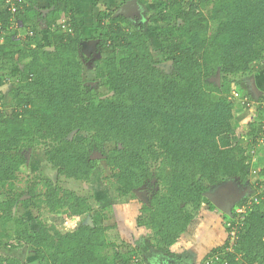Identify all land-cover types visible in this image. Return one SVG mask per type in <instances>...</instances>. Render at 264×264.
I'll return each mask as SVG.
<instances>
[{"label": "trees", "instance_id": "1", "mask_svg": "<svg viewBox=\"0 0 264 264\" xmlns=\"http://www.w3.org/2000/svg\"><path fill=\"white\" fill-rule=\"evenodd\" d=\"M150 1L167 5L158 19L151 17L163 24L157 37L163 58L156 59L146 33L130 31L128 15L115 16L119 8L105 14L106 35L96 40L97 47L111 50L102 60L111 94L97 99L82 79L78 56L89 39L76 25L75 1L50 0L41 9L38 0H0V70L9 76L11 66L25 62L21 88L27 92L21 109L10 116L0 113V187L8 188L0 205L7 213L2 222L10 221L21 196L11 193L28 161L25 150L44 144L58 179L89 182L105 161L119 196L138 198L136 191L146 190L150 203L140 202L149 217L141 215L137 222L155 232L156 249L166 256L174 255L172 246L189 231L194 219L189 207L206 205L218 212L206 196L212 189L235 179L250 183L257 194L248 215L242 223L234 212L229 221L224 215L219 225L225 224L228 238L206 257L218 256L215 264H264V162L253 160L258 145L264 152V109L258 108L254 121L239 125L238 105L249 111L253 99L241 95L246 100L241 104L234 98L231 80L264 62V0ZM208 7L207 14L200 9ZM62 15L72 17L73 35L51 29ZM36 21L53 31L50 47L38 41L26 55L11 26L33 33ZM218 74L220 84L214 81ZM81 133L87 137L78 140ZM45 185L44 198L35 204L39 228L17 218L2 237L28 245L38 264L139 263L143 242L123 253L125 242L108 236L111 227L89 222L88 199L50 180ZM248 202L244 198L240 206ZM0 264L22 263L0 256Z\"/></svg>", "mask_w": 264, "mask_h": 264}, {"label": "rangeland", "instance_id": "2", "mask_svg": "<svg viewBox=\"0 0 264 264\" xmlns=\"http://www.w3.org/2000/svg\"><path fill=\"white\" fill-rule=\"evenodd\" d=\"M22 1L28 3V0ZM74 1L77 22L75 24L78 25L83 39H89L88 41H96L98 35L105 36L106 28L109 25L108 20L104 18L105 14L112 13L125 4V0ZM48 5L49 0H38V8L47 9ZM138 5L136 11L132 10L128 14L131 26L130 31L146 33L150 38V47L156 59L161 60L163 56L160 52V42L157 37L159 34L158 27L163 24H155L151 17L153 16L158 19L160 14L166 11L167 5L164 1L153 2L150 0H145L143 3H138ZM200 9L207 14L211 7ZM100 20H102L103 24H99ZM69 21H72V17L65 15L59 16L55 19L51 29L53 31H59V27H61L60 32L70 36V33L62 28V25L74 24L73 21L71 23ZM21 27L19 24L12 25L10 33H16V40L20 41L26 55L30 49L36 48L38 41L42 42L46 49H49L53 31L48 29L44 23L36 21L32 25L35 29L33 33L32 30L27 31V29ZM214 27L215 25L211 21L209 28L213 31ZM71 35L73 34L71 33ZM34 36H36L37 41L33 39ZM1 42L3 43V40ZM81 49L83 51V48ZM110 53L111 50L108 47H97L93 52L85 51L84 55L79 53L78 56V59L83 64V83L90 84L93 87L97 99L109 97L111 94L105 86L104 79L106 73L102 63V60ZM27 59L29 60L27 57L25 61ZM24 63L21 64L24 65ZM22 65L11 66L9 76H4L5 71L0 70V101L2 103L0 113H5L8 116L13 111L21 109V98L27 93L22 91L21 88L25 82V77L21 73ZM252 68V72L248 74L231 78L233 92L236 91L240 95H249L254 102V110L252 112H245L239 109L238 105L235 117L239 125H245L254 121L255 116L258 114V108L262 107L261 105L264 103V62L258 67L252 65ZM253 81L254 84H252ZM254 86L258 90V93H254ZM213 97L217 100L219 95L214 94ZM84 137H87V135L82 133L77 135L78 140H82ZM262 140L264 141V137ZM261 145L257 146L255 149L256 152L253 155L254 164L256 165L264 162V152L260 150ZM112 148L113 145L107 146L108 150ZM45 151L46 147L44 144L25 150L28 161L20 169L18 179L15 181V186L11 193L13 196L16 194H20L21 196H19V199L16 196L18 199L17 204L11 211L10 221L5 225L2 221L7 213L5 214V211L0 208V256L2 257L15 258L22 264H38L39 261L34 251L28 245L19 243L12 236L7 238L1 235H6L10 232L9 230L14 226V219L17 218L28 222L31 229L39 228L38 217L40 212L35 208V204L44 198V194L47 191L45 182L49 180L63 190L73 191L79 197L88 199L93 208L92 217L89 222L95 225L111 227L108 231V236L114 242H125L124 247L121 248L123 253L134 250L140 242H143L141 250L139 251L138 264H154L157 261H161L162 264L168 262L170 264H206L208 259L206 255L212 252L214 246L216 248L224 245L228 238L225 224L219 225V222L223 220L224 213L219 210V213L210 210L206 205H202L198 210H193L189 207V211L194 215L189 231L172 246L174 255L165 256L156 249L154 240L157 237L155 232L146 226H141L137 222L141 215L147 220L149 214L142 212L143 205L138 198L132 195L125 197L118 195V185L111 178V172L105 161H102L101 166L94 171L89 182L75 181L65 177L58 179L56 176L57 170L47 161ZM229 184L235 195L237 194V197L239 196L237 201H242L244 198H253L257 194L256 189L250 183H242L240 180L235 179L224 185ZM30 190L34 192L32 196L30 195ZM215 191H217V188L212 189L211 192ZM7 193V187L6 189L0 187V205L6 201ZM240 202H237L235 207ZM240 211H243V213L240 212V215H243L244 218L249 213V210L244 211L240 209ZM225 219L229 221L227 215ZM233 240L235 241L236 239Z\"/></svg>", "mask_w": 264, "mask_h": 264}, {"label": "water", "instance_id": "3", "mask_svg": "<svg viewBox=\"0 0 264 264\" xmlns=\"http://www.w3.org/2000/svg\"><path fill=\"white\" fill-rule=\"evenodd\" d=\"M137 0H130L129 2L122 5L119 10L116 12L115 16L119 15H128L132 10L136 11L138 8ZM99 41H86L82 43L83 51L93 52L97 49ZM216 81L220 84V74H218ZM254 84V81L253 83ZM254 93H258V90L254 86ZM256 95V94H255ZM136 195L140 201L149 204L150 198L148 196V192L146 190L136 191ZM207 198L209 201L222 213L225 215L232 217V209L235 206V193L232 188L229 187H221L215 192L208 193Z\"/></svg>", "mask_w": 264, "mask_h": 264}, {"label": "built area", "instance_id": "4", "mask_svg": "<svg viewBox=\"0 0 264 264\" xmlns=\"http://www.w3.org/2000/svg\"><path fill=\"white\" fill-rule=\"evenodd\" d=\"M12 11L13 12H16V8L13 6L12 7ZM62 28L63 29H65V30H67L66 32H68V33H72L73 34V29L70 27V25H62ZM233 96H234V98H237V99H239L240 100V98H241V95H240V93H237L236 91H234L233 92ZM245 100V99H244ZM241 101V100H240ZM245 102H246V100L245 101H241V104H245ZM252 104H248V106H249V111L250 112H252L253 110H254V102L252 101L251 102ZM262 106V108L264 109V103L261 105ZM1 110H2V103H1V101H0V112H1ZM262 188V187H261ZM255 197V196H254ZM254 197L253 198H250L249 199V202L248 203H244L242 206H240V204L241 203H239L236 207H235V209L233 210V212L236 214V216H237V218H236V220L238 221V222H243L242 221V219L244 218L243 217V215L241 216L240 214L241 213H243V211H240V209L241 210H249V208H250V206H251V202L253 201V199H254ZM236 210V211H235ZM232 212V213H233ZM241 212V213H240ZM233 215V214H232ZM240 216H241V218H240ZM245 219V218H244ZM228 225L230 226V223H228ZM234 231H235V229H234ZM233 239H235V233L233 232L232 233V236H231ZM232 239V240H233ZM217 261H219V258H218V256H213V257H210V258H208L207 259V262H206V264H215V262H217Z\"/></svg>", "mask_w": 264, "mask_h": 264}, {"label": "flooded vegetation", "instance_id": "5", "mask_svg": "<svg viewBox=\"0 0 264 264\" xmlns=\"http://www.w3.org/2000/svg\"><path fill=\"white\" fill-rule=\"evenodd\" d=\"M129 1H130V0H129ZM129 1H127V2H129ZM127 2H125V3H127ZM225 186H226V187H230L231 185H230V184H229V185H223V186H221V187H225ZM221 187H218L217 190H218L219 188H221ZM230 188H231V187H230ZM238 194H239V193H238ZM148 196H149V198H151V195H150V194H148ZM238 197H239V196H238ZM238 197H237V194H236V195H235V198H236V200H235V204H236L237 202H240V201H241V200H240V201H237V200H238V199H237ZM234 207H235V206H234ZM234 207H233V209H234ZM233 209H232V210H233ZM222 218H224V217H222ZM163 255H165V254H163ZM165 256H166V255H165ZM172 256H173V255H172ZM154 264H162V263H161V261H157V263H154ZM164 264H170V263L168 262V263H164Z\"/></svg>", "mask_w": 264, "mask_h": 264}, {"label": "clouds", "instance_id": "6", "mask_svg": "<svg viewBox=\"0 0 264 264\" xmlns=\"http://www.w3.org/2000/svg\"><path fill=\"white\" fill-rule=\"evenodd\" d=\"M232 212H233V210H232ZM233 214V213H232Z\"/></svg>", "mask_w": 264, "mask_h": 264}, {"label": "crops", "instance_id": "7", "mask_svg": "<svg viewBox=\"0 0 264 264\" xmlns=\"http://www.w3.org/2000/svg\"><path fill=\"white\" fill-rule=\"evenodd\" d=\"M50 1V0H49ZM205 257V256H204ZM204 259V258H203Z\"/></svg>", "mask_w": 264, "mask_h": 264}]
</instances>
